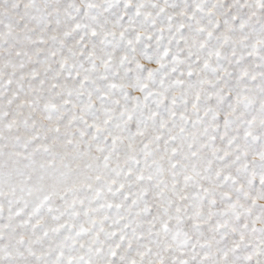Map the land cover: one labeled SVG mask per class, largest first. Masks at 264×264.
I'll return each mask as SVG.
<instances>
[{
    "label": "clouds",
    "instance_id": "clouds-1",
    "mask_svg": "<svg viewBox=\"0 0 264 264\" xmlns=\"http://www.w3.org/2000/svg\"><path fill=\"white\" fill-rule=\"evenodd\" d=\"M0 264H264V0H0Z\"/></svg>",
    "mask_w": 264,
    "mask_h": 264
}]
</instances>
